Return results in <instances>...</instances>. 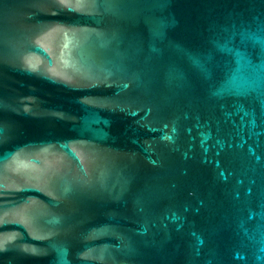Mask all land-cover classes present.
Returning a JSON list of instances; mask_svg holds the SVG:
<instances>
[{
	"label": "water",
	"instance_id": "water-1",
	"mask_svg": "<svg viewBox=\"0 0 264 264\" xmlns=\"http://www.w3.org/2000/svg\"><path fill=\"white\" fill-rule=\"evenodd\" d=\"M0 264H264V0H0Z\"/></svg>",
	"mask_w": 264,
	"mask_h": 264
}]
</instances>
